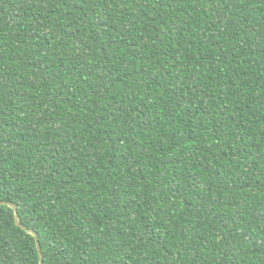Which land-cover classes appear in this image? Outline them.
Segmentation results:
<instances>
[{"label": "trees", "instance_id": "16d2710c", "mask_svg": "<svg viewBox=\"0 0 264 264\" xmlns=\"http://www.w3.org/2000/svg\"><path fill=\"white\" fill-rule=\"evenodd\" d=\"M0 200L44 264H264V0H0Z\"/></svg>", "mask_w": 264, "mask_h": 264}, {"label": "water", "instance_id": "95a60500", "mask_svg": "<svg viewBox=\"0 0 264 264\" xmlns=\"http://www.w3.org/2000/svg\"><path fill=\"white\" fill-rule=\"evenodd\" d=\"M0 203L3 204V205H8V206L12 207L14 209V212H15V222H16V224L18 226L28 230L32 235H34L36 237L37 247H38L39 255H40V261H41V264H44L43 252H42V249H41L40 240H39L37 232L34 229L27 228L22 223L21 218H20V214H19V208H18V206L15 203L9 202V201H5V200H0Z\"/></svg>", "mask_w": 264, "mask_h": 264}]
</instances>
